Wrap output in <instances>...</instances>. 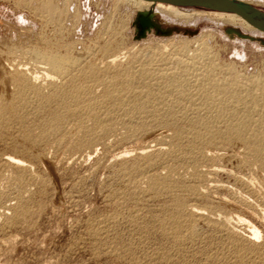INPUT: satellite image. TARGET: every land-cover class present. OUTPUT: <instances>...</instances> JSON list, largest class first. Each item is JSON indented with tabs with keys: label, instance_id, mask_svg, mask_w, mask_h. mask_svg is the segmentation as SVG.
Listing matches in <instances>:
<instances>
[{
	"label": "rangeland",
	"instance_id": "1",
	"mask_svg": "<svg viewBox=\"0 0 264 264\" xmlns=\"http://www.w3.org/2000/svg\"><path fill=\"white\" fill-rule=\"evenodd\" d=\"M227 14L0 0V264H264V33Z\"/></svg>",
	"mask_w": 264,
	"mask_h": 264
},
{
	"label": "water",
	"instance_id": "2",
	"mask_svg": "<svg viewBox=\"0 0 264 264\" xmlns=\"http://www.w3.org/2000/svg\"><path fill=\"white\" fill-rule=\"evenodd\" d=\"M151 2L167 3L172 6L179 7H213L222 9L227 12L236 14L244 20L249 26L253 27L258 32L264 33V17H260V12L248 11L246 5L237 0H145ZM143 25L146 23L141 20Z\"/></svg>",
	"mask_w": 264,
	"mask_h": 264
},
{
	"label": "bare ground",
	"instance_id": "3",
	"mask_svg": "<svg viewBox=\"0 0 264 264\" xmlns=\"http://www.w3.org/2000/svg\"><path fill=\"white\" fill-rule=\"evenodd\" d=\"M133 1V0H132ZM138 3H141V4H144V5H148L149 3H152L151 1H145V0H134ZM255 1H258V0H255ZM156 4V6L160 9L162 8H166V9H176L175 6H172L170 4H167V3H160V2H154ZM230 13V12H229ZM227 15H230L231 17H234V16H237L236 14H233V13H230V14H227ZM239 17V16H238ZM240 18V17H239ZM241 19V18H240ZM242 22H245L244 20ZM246 23V22H245ZM247 24V23H246ZM248 25V24H247ZM249 26V25H248ZM251 27V26H250ZM253 28V27H252ZM261 33V32H260ZM40 56V55H39ZM44 59L46 61V63H48V65L51 66V69L54 71V72H57V73H61L64 69V66L69 63V59L64 57V58H60V57H57L55 55H47L45 56L44 55ZM44 61V60H43ZM210 72V71H209ZM187 73V72H186ZM209 75V74H208ZM215 83V82H214ZM214 83H213V86H214ZM212 84V82H211ZM216 84V83H215ZM218 85V84H216ZM169 86V85H168ZM212 86V85H211ZM223 86V85H222ZM226 86V85H225ZM216 87V86H215ZM220 87V86H219ZM227 87V86H226ZM231 87V86H230ZM233 87V86H232ZM222 88V87H221ZM225 88V87H223ZM225 90V89H224ZM221 91V90H220ZM226 91V90H225ZM224 91V92H225ZM206 92V91H205ZM219 92V90H218ZM229 93V92H228ZM235 92L231 93V94H234ZM230 94V93H229ZM224 95H226V93H224ZM228 95V94H227ZM237 95V94H236ZM239 98V97H238ZM237 98V99H238ZM238 102V101H237ZM219 107V106H218ZM220 109V108H219ZM222 110V109H221ZM231 127V126H230ZM237 129V128H236ZM231 130V128H230ZM234 129H232L233 131ZM240 130V129H239ZM230 132V131H229ZM256 134V133H255ZM252 135V134H250ZM249 135V136H250ZM248 136V135H247ZM254 136V135H253ZM248 141V140H247ZM255 145V144H254ZM263 145V144H262ZM259 148H260V145H259ZM262 148V147H261ZM263 152V151H262ZM260 156V155H259ZM10 160V159H9ZM226 222V221H225ZM251 230V234L253 235V237H259V230L255 227V226H251L249 228Z\"/></svg>",
	"mask_w": 264,
	"mask_h": 264
}]
</instances>
